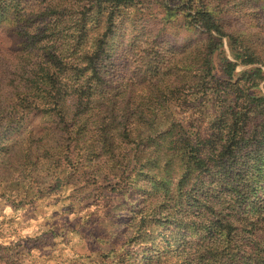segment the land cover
I'll return each instance as SVG.
<instances>
[{
	"label": "trees",
	"instance_id": "1",
	"mask_svg": "<svg viewBox=\"0 0 264 264\" xmlns=\"http://www.w3.org/2000/svg\"><path fill=\"white\" fill-rule=\"evenodd\" d=\"M263 81L264 0H0V173L125 176L133 229L171 232L129 254L264 264ZM187 94L220 102L208 127L172 112Z\"/></svg>",
	"mask_w": 264,
	"mask_h": 264
},
{
	"label": "rangeland",
	"instance_id": "2",
	"mask_svg": "<svg viewBox=\"0 0 264 264\" xmlns=\"http://www.w3.org/2000/svg\"><path fill=\"white\" fill-rule=\"evenodd\" d=\"M224 51L234 59L227 40ZM251 67L239 64L237 70ZM260 90L264 92V81ZM219 108L220 102L211 95L190 99L189 94L171 107L193 129L198 124L208 127ZM20 180H5L0 173V264H163L158 258L148 263L139 251L129 254L132 247L142 250V245L151 248L150 242L165 241L163 235L171 232L161 226L146 243L133 229L128 216L141 206L143 191L125 176L90 175L82 188L63 183L48 189L41 177L40 184ZM138 182L145 184L143 177ZM145 250L151 261L163 248Z\"/></svg>",
	"mask_w": 264,
	"mask_h": 264
}]
</instances>
